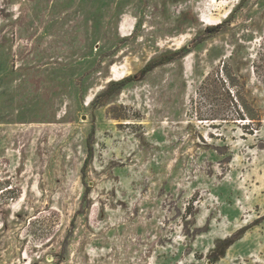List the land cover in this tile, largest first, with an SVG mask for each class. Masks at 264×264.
I'll use <instances>...</instances> for the list:
<instances>
[{
  "label": "rangeland",
  "instance_id": "1",
  "mask_svg": "<svg viewBox=\"0 0 264 264\" xmlns=\"http://www.w3.org/2000/svg\"><path fill=\"white\" fill-rule=\"evenodd\" d=\"M0 264H264V0H0Z\"/></svg>",
  "mask_w": 264,
  "mask_h": 264
},
{
  "label": "trees",
  "instance_id": "2",
  "mask_svg": "<svg viewBox=\"0 0 264 264\" xmlns=\"http://www.w3.org/2000/svg\"><path fill=\"white\" fill-rule=\"evenodd\" d=\"M151 67H152V65H148L144 70H143V72L142 73H147V72H149L150 70H151Z\"/></svg>",
  "mask_w": 264,
  "mask_h": 264
}]
</instances>
